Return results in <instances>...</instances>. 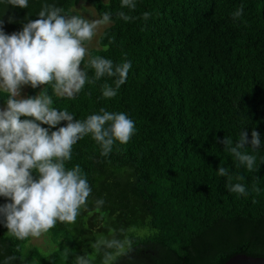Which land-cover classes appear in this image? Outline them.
Segmentation results:
<instances>
[{"label":"trees","instance_id":"obj_1","mask_svg":"<svg viewBox=\"0 0 264 264\" xmlns=\"http://www.w3.org/2000/svg\"><path fill=\"white\" fill-rule=\"evenodd\" d=\"M45 3L66 15H81L80 4L98 19L111 14L113 22L97 34V47L81 65L90 78L94 70L86 65L92 56L131 61L132 67L111 99L102 96L104 83L115 87L108 77L86 84L71 100L57 96L50 84L27 85L25 97L47 93L53 107L79 120L101 108L123 112L136 131L108 156L100 155L90 135L73 145L66 167L78 164L86 174L92 189L88 211L82 209L74 224L58 221L45 233L52 246L47 255L28 246L29 237L10 236L0 215V264L7 256L16 257L11 264H76L77 256L102 264L103 251L111 250L96 253L92 245L114 233L132 241L114 264L264 258V0H135L134 10L121 8V0H28L27 8L0 0V31H21L39 18ZM241 5L243 14L234 21ZM121 11L136 19L118 18ZM144 12L151 14L147 21ZM7 98L0 90V105ZM253 130L260 148L247 144L242 151L256 156L258 170L248 171L220 141L229 138L234 146L241 132L250 141ZM219 167L229 175L219 176ZM230 183L243 184L247 195L230 192ZM96 199L104 200L98 212ZM5 201L0 197V206Z\"/></svg>","mask_w":264,"mask_h":264},{"label":"clouds","instance_id":"obj_2","mask_svg":"<svg viewBox=\"0 0 264 264\" xmlns=\"http://www.w3.org/2000/svg\"><path fill=\"white\" fill-rule=\"evenodd\" d=\"M7 3L28 7V0H7ZM123 7L134 10L135 0H121ZM242 14L243 5L232 13L233 20ZM150 16L149 12L142 14L145 21ZM38 17L11 35L0 31V90L8 96L6 107L0 109V197L10 201L0 206V215L4 217L8 234L18 240L38 238L58 221L74 224L82 209L88 211L92 189L86 174L78 164L70 169L66 167V162L72 159L73 145L90 135L99 145L100 155L108 156L116 143L127 144L136 131L135 122L123 112L101 108L98 113L79 120L67 109L53 107V99L47 93L21 98L22 86L36 89L50 84L57 96L71 100L86 84L108 77L114 78L115 87L104 83L102 96L111 99L126 82L132 67L131 61L114 64L102 56L88 59L86 67L94 70L91 78L81 67L89 55L86 43L93 40L98 29L113 22L110 13L104 12L100 19H87L66 15L62 8L45 3ZM117 17L124 21L136 19L122 11ZM220 142L239 165L248 171L258 170L256 156L242 151L247 144L253 151L260 148L257 131L251 132L250 141L247 133L241 132L234 146L229 138ZM33 172L37 174L35 178ZM217 174L228 176V169L219 167ZM236 179L244 178L237 176ZM228 190L247 195L241 183H230ZM94 204L93 211L98 212L104 200L96 199ZM131 246L127 236L118 240L115 233L111 238L101 236L92 245L96 253H101L102 248L111 250L103 251L102 264H114ZM15 259L7 256L4 264H11ZM76 264H92V261L86 256H77Z\"/></svg>","mask_w":264,"mask_h":264},{"label":"rangeland","instance_id":"obj_3","mask_svg":"<svg viewBox=\"0 0 264 264\" xmlns=\"http://www.w3.org/2000/svg\"><path fill=\"white\" fill-rule=\"evenodd\" d=\"M76 11L79 12L82 16H84L87 19H98L94 10L91 7L87 6L86 4H80V6L78 8H76ZM105 27L106 26H102L100 29H98L97 34H99ZM97 34L93 38V40L86 45L88 50L91 48L97 47V43H96V38L98 36ZM26 90H27V85L22 86L21 98L25 97ZM5 107H6V104L0 105V109H4ZM8 202H10V201H8L6 199L5 203H8ZM1 222L4 225V217H3ZM6 231H7V229H6ZM7 233H8V231H7ZM27 245L32 246V247H36L43 255H47L52 250V246H51L50 242L48 241V238L45 234L41 235L38 238L37 237H29Z\"/></svg>","mask_w":264,"mask_h":264},{"label":"water","instance_id":"obj_4","mask_svg":"<svg viewBox=\"0 0 264 264\" xmlns=\"http://www.w3.org/2000/svg\"><path fill=\"white\" fill-rule=\"evenodd\" d=\"M224 264H264V258L237 254L230 257Z\"/></svg>","mask_w":264,"mask_h":264}]
</instances>
